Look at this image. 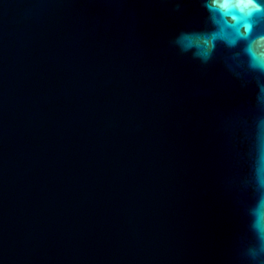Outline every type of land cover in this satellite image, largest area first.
<instances>
[{
	"label": "water",
	"instance_id": "water-1",
	"mask_svg": "<svg viewBox=\"0 0 264 264\" xmlns=\"http://www.w3.org/2000/svg\"><path fill=\"white\" fill-rule=\"evenodd\" d=\"M207 3L0 0V264H264V69Z\"/></svg>",
	"mask_w": 264,
	"mask_h": 264
},
{
	"label": "clouds",
	"instance_id": "clouds-1",
	"mask_svg": "<svg viewBox=\"0 0 264 264\" xmlns=\"http://www.w3.org/2000/svg\"><path fill=\"white\" fill-rule=\"evenodd\" d=\"M206 8L213 14L214 22L219 24V31L212 33L213 40L219 38L228 45L235 44L237 39L249 41L246 52L251 57L254 66L264 69V35L250 39L252 19L264 10V6L256 3V0H210ZM229 18L231 23H229ZM205 43L208 45L206 50L197 55L207 59L214 45L207 41ZM253 218L252 227L257 236L259 252L264 253V204L257 206ZM251 255L256 257L257 250L254 249Z\"/></svg>",
	"mask_w": 264,
	"mask_h": 264
}]
</instances>
